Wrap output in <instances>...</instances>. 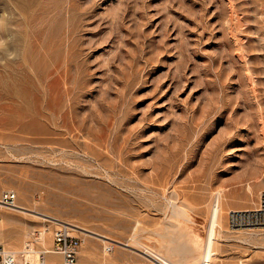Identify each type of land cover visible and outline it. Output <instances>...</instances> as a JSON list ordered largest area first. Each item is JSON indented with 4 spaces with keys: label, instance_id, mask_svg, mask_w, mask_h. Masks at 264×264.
Returning <instances> with one entry per match:
<instances>
[{
    "label": "rangeland",
    "instance_id": "374dc122",
    "mask_svg": "<svg viewBox=\"0 0 264 264\" xmlns=\"http://www.w3.org/2000/svg\"><path fill=\"white\" fill-rule=\"evenodd\" d=\"M0 25V249L65 264L53 216L91 230L75 264L190 260L221 191L215 264H264L228 221L264 192V0H0Z\"/></svg>",
    "mask_w": 264,
    "mask_h": 264
},
{
    "label": "bare ground",
    "instance_id": "6f19581e",
    "mask_svg": "<svg viewBox=\"0 0 264 264\" xmlns=\"http://www.w3.org/2000/svg\"><path fill=\"white\" fill-rule=\"evenodd\" d=\"M7 1V0H6ZM11 2V1H10ZM9 5V4H8ZM14 5V4H13ZM4 6V5H3ZM17 8V7H15ZM13 9V8H12ZM6 13V12H5ZM18 14V12L14 11V13L10 14L11 16L13 14ZM7 14V13H6ZM20 14V13H19ZM9 15V14H8ZM10 16V17H11ZM16 15H14V18H15ZM13 16H12V20L14 19ZM10 19V18H9ZM16 19V18H15ZM19 18H17L18 20ZM11 20V22H12ZM10 21V20H9ZM7 22V21H6ZM13 24V22H12ZM11 25V24H10ZM9 25V26H10ZM15 25V23H14ZM13 25V26H14ZM20 25V24H19ZM12 26V25H11ZM17 26V25H15ZM1 27V25H0ZM13 28V27H12ZM8 29V27H7ZM10 30H11V27H10ZM13 30V29H12ZM11 33V32H10ZM13 33V31H12ZM1 36H0V40H1ZM22 45V44H21ZM10 47V46H9ZM8 47V48H9ZM18 48H20L19 46H17ZM8 48H6L8 50ZM15 48V47H14ZM10 50V49H9ZM5 52V51H4ZM9 54V53H8ZM18 56V55H17ZM10 60V59H9ZM17 60V59H16ZM16 72V71H15ZM178 199V198H177ZM172 201V200H171ZM0 206L1 207H10V208H24L23 206H21L20 204H15L13 206H7V205H4L3 203H1V200H0ZM223 194L221 191H219L218 193H216V195L214 194V199L212 201V205H211V211H210V220H209V227H208V230H207V233H206V236L204 238V241H203V244L201 247L197 248L195 246H193L191 243H189V245H182L181 247L179 246L180 243H176L178 244V249H177V252H178V255H179V252H189V253H192L193 254V258L188 260V257H187V260H184V261H180V260H175L172 258L171 255L175 254V253H170V254H163L161 252H157L156 250H152L150 248H147L146 247V250L152 254L154 257L158 258L160 260V262L162 264H215L216 263V258H217V243L219 241V230L222 226V222H223ZM49 218L51 216H48ZM53 219V221L57 224H62L63 226H65V228L68 229H71V230H74V231H79V232H82V233H85V234H89V232H91V230L85 228V227H82L78 224H74V223H70V222H65L57 217H51ZM167 219V218H166ZM166 221V220H165ZM170 221V220H169ZM161 224V223H160ZM167 224V223H166ZM169 224V223H168ZM173 226H174V223H172ZM177 225V224H176ZM61 226V225H60ZM154 228V227H153ZM147 229V228H146ZM243 229V228H242ZM247 229V228H245ZM249 229V228H248ZM247 229V230H248ZM249 230H257V229H249ZM69 231V230H68ZM184 233V232H183ZM97 234V233H96ZM164 237V236H163ZM36 240L38 242H40V244L46 246L47 245V240L49 238V230L47 228H42V229H39V231H37V236L35 237ZM186 239V238H185ZM179 240V239H178ZM166 243V242H165ZM185 243V242H184ZM129 245V244H128ZM181 245V244H180ZM171 247V246H170ZM174 246H172L173 248ZM176 247V246H175ZM109 248V247H108ZM171 248V249H172ZM55 250V248H54ZM174 250V249H173ZM56 251V250H55ZM53 250H49V249H46L44 252H55ZM168 251V250H167ZM175 251V250H174ZM31 252L30 250L26 249L24 250V253H29ZM173 252V251H172ZM17 253V252H15ZM165 253V252H164ZM188 253V254H189ZM25 255V254H24ZM42 255L44 256L43 253H41L39 255V259L37 261H33L32 262H36V263H39L40 262V258L42 257ZM184 255V254H183ZM186 255V254H185ZM29 258V257H28ZM45 258V257H44ZM186 258V257H185ZM24 257H19V261H23ZM44 263L46 264V260L44 259ZM47 263L48 264H59V260L56 258V257H49L48 260H47ZM241 264H245L244 261H241Z\"/></svg>",
    "mask_w": 264,
    "mask_h": 264
},
{
    "label": "built area",
    "instance_id": "2783aa9c",
    "mask_svg": "<svg viewBox=\"0 0 264 264\" xmlns=\"http://www.w3.org/2000/svg\"><path fill=\"white\" fill-rule=\"evenodd\" d=\"M2 203L7 206H13L17 201V194L12 191L4 192L1 197ZM228 221L231 227L264 229V192L260 197L257 207L251 209L231 210L228 214ZM78 237L71 235L67 228L61 227L54 232V244L56 252L63 255L65 264H75L77 260V248L79 246ZM23 253V251L21 252ZM15 253L12 250L0 249V264H45L40 258V262H32L24 259L19 261V257H25L24 254Z\"/></svg>",
    "mask_w": 264,
    "mask_h": 264
}]
</instances>
